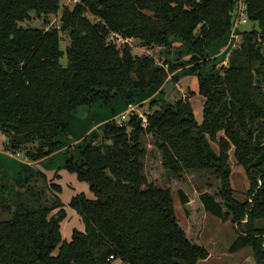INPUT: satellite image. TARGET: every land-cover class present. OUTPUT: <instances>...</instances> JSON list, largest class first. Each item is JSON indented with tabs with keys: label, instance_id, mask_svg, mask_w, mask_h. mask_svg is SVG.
I'll use <instances>...</instances> for the list:
<instances>
[{
	"label": "trees",
	"instance_id": "16d2710c",
	"mask_svg": "<svg viewBox=\"0 0 264 264\" xmlns=\"http://www.w3.org/2000/svg\"><path fill=\"white\" fill-rule=\"evenodd\" d=\"M235 2L78 0L62 9L58 28L45 29L31 24L56 16L60 0H0L4 151L43 160L60 150L55 137L68 112L118 96L129 103L169 77L176 81L172 74L181 63L134 55L110 33L143 48L187 45L203 111L197 124L189 98H181L147 114L144 129L135 114L83 138L63 167L89 184L93 198L82 192L70 198L84 224L70 241L61 237L66 211L53 179L28 170L0 175V264H198L209 255L200 241L205 212L235 225L230 253L248 247L255 264H264V0H244L255 27L241 34L225 66L202 72L205 52L232 28ZM62 32L69 37L65 50ZM149 138L168 173L165 186L144 174ZM231 151L249 184L243 201L233 197ZM191 172H208L216 191L192 198L184 182ZM174 195L185 223L175 215Z\"/></svg>",
	"mask_w": 264,
	"mask_h": 264
},
{
	"label": "rangeland",
	"instance_id": "374dc122",
	"mask_svg": "<svg viewBox=\"0 0 264 264\" xmlns=\"http://www.w3.org/2000/svg\"><path fill=\"white\" fill-rule=\"evenodd\" d=\"M76 1L78 0H60V11L56 16H50L47 23H44L43 19H40L35 20L31 25L45 29L58 28L59 17L62 9H71ZM235 11L236 10L232 13V22L237 15ZM236 23H238L237 28L232 25L231 30L225 38L221 40L220 43L218 42L211 45L205 52L203 59L206 60L207 66L202 68L203 73L209 71V69L213 66H225L232 48L238 46L241 42V34L255 27V23H252L250 20L248 21L247 18L244 23H241L240 19ZM113 34L114 33H110V37L113 36ZM60 36L61 49L65 50L69 43V37L66 32L60 33ZM113 39H116V36H113ZM122 40L123 41H118L120 42L119 44H129L131 52L134 55L148 54L152 56V58L160 65L167 59L172 63H181L182 67L172 74V77H174V79L176 78V81L169 77L159 90H146L142 97L132 98L129 103L126 102L125 99L118 96L112 99L110 104L96 102L91 107L79 106L68 112L64 118V128L60 130L59 134L55 137V140L61 144L60 150L54 152L52 156L46 157L43 160L32 161L25 156L24 152L13 154V156L10 155L12 154L10 152H8L10 154L5 153L2 149V133L0 132V175L9 173L16 175L18 172H25L28 170L31 172H40L45 174L50 179H53V181L58 180L60 185H62V190L59 194L61 198L60 201L63 202L65 207L66 204L64 202L68 199L69 194L82 192L88 199H92L93 194L89 189V184L86 182H76V180H74L73 183L81 184V188H77L75 184L71 183L73 175L69 173L65 167H63L64 161L70 155L76 156V148L80 145L81 140L83 138H90L91 136L100 133V129L103 124L112 120L118 124L120 115L128 110V104L133 107V110L129 111L130 114L134 113L132 115L138 114L139 116L141 115L144 118H147V114H150L155 110H162L168 105H173L176 101L181 100V98H189L190 100L192 95L189 102L193 116L197 124L201 123L203 119L201 104L202 98L197 94V77L189 73V68L194 66V63L191 64L192 59H190V57L192 54L189 51L188 46L181 44L180 46H176L172 49H167L165 47L143 48L140 46L138 40L134 38ZM60 63L66 66V58L63 57L60 60ZM125 122L127 121H123L121 124ZM212 146L215 150H217V146L214 144H212ZM146 148L147 154L143 158V165L145 167L144 174L148 181L149 179L154 178L153 181L156 184L159 186H165L169 183L168 173L163 169L162 165H160V154L154 146L152 139L149 138L147 140ZM228 163L231 169L230 183L234 191L233 197L239 201H243L246 198V191L249 188V184L248 180H246L242 166L236 163L232 151L229 152ZM57 173L60 178L59 176H55ZM184 182H186L188 187L187 189L191 193L190 196L192 198H194L193 196L197 195V193L201 190H207L212 193L216 191V184L213 180V176H210L208 172H202L201 174L194 172L188 173L184 176ZM175 196H173V199H175V213L180 216L181 219H184L180 202H178V199H176ZM76 215L78 214L76 213ZM64 219L65 220L62 223V236L68 238L67 236L71 229L75 228L72 224L75 219L71 212L68 214L66 213V217ZM81 224H83V221H81ZM75 226L77 225L75 224Z\"/></svg>",
	"mask_w": 264,
	"mask_h": 264
},
{
	"label": "crops",
	"instance_id": "0c3cea01",
	"mask_svg": "<svg viewBox=\"0 0 264 264\" xmlns=\"http://www.w3.org/2000/svg\"><path fill=\"white\" fill-rule=\"evenodd\" d=\"M191 98H192V96L190 97V100H191ZM201 104H202V101H201ZM1 136H2V149L4 151L5 137L2 134H1ZM4 152L8 153L6 151H4ZM8 154H10V153H8ZM10 155L13 156V154H10ZM18 173H20V172H18ZM6 175L8 177L10 176L11 178H14L16 176V175H12L11 173L6 174ZM57 175L59 176L58 173H57ZM72 175H73V178L71 179V183L75 184L77 188H81V184L73 183L74 180H76V182H78V181L76 179V176L74 174H72ZM46 177L48 179H50L48 176H46ZM59 178H60V176H59ZM54 182L57 185H59L61 187V190H62V185H60L58 180H55ZM77 188H75V189H77ZM76 194H79V193L74 192L72 194H69L68 199L66 200V202H64L66 204L64 207L66 210V213L68 214L69 212H71V214L73 215V217L75 219L72 223L75 228L71 229L70 233L67 236L68 238H65L62 236V231H63L62 223L65 219L60 223L61 237L66 241L71 240L70 236H71L72 230L77 229L78 231H80V230L82 231L84 229V224H81L82 219L78 215H76V212L74 210L70 209L68 206L70 198ZM58 196H59V199H61L60 195H58ZM176 199H177V197H176ZM178 202H179V200H178ZM174 204H175V199H174ZM174 210H175V208H174ZM181 210H182V206H181ZM182 213H183V210H182ZM175 215L180 220L185 222L186 217L184 216V214H183L184 219H181L180 216H178L176 213H175ZM75 224L77 226H75ZM200 233H201L200 234V241H201L202 245H204L206 250L209 252V255L206 258H204L203 260H201L198 264H255L254 257L252 255V251L248 247L241 248L238 250V252H235V253L229 252L228 249H229L230 245L232 244V242L236 239V236H237V234L235 232V225L232 224L230 220L223 221L220 218L218 219L214 216H211L209 213L205 212L203 214V222H202V228H201ZM113 264H123V263L117 259Z\"/></svg>",
	"mask_w": 264,
	"mask_h": 264
},
{
	"label": "built area",
	"instance_id": "2783aa9c",
	"mask_svg": "<svg viewBox=\"0 0 264 264\" xmlns=\"http://www.w3.org/2000/svg\"><path fill=\"white\" fill-rule=\"evenodd\" d=\"M235 6H236L235 7V10H236L235 12H236L237 15H236V17H235V19H234V21L232 23H233V26L235 28H237L238 27V23H236V22L239 19H240V22L241 23H244L245 22V19H246V13H245L246 6H244V0H237L235 2ZM113 36H116V39H113ZM113 36L109 37V39L112 42H114L115 44H118L119 45L120 42H118V41H123L122 38L118 34H115L114 33ZM127 109L128 110L125 113H122L120 115V118L118 120V122H119L118 124H121V122H123V121H128L130 119V116L132 114H134V113H132V114L129 113V111H132L133 110L132 105L129 104V106H128ZM138 117L141 118V127L144 129L146 127V125H147V118H144L141 115L140 116L138 115ZM110 259H112V257H110Z\"/></svg>",
	"mask_w": 264,
	"mask_h": 264
}]
</instances>
